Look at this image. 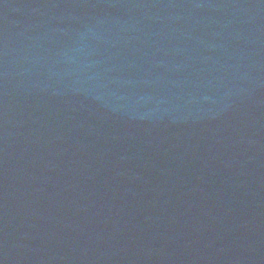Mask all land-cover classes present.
Listing matches in <instances>:
<instances>
[{
    "label": "water",
    "instance_id": "obj_1",
    "mask_svg": "<svg viewBox=\"0 0 264 264\" xmlns=\"http://www.w3.org/2000/svg\"><path fill=\"white\" fill-rule=\"evenodd\" d=\"M0 264H264V0H0Z\"/></svg>",
    "mask_w": 264,
    "mask_h": 264
}]
</instances>
